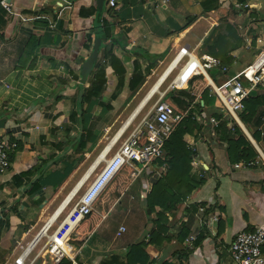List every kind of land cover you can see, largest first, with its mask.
Wrapping results in <instances>:
<instances>
[{
	"label": "crops",
	"instance_id": "1",
	"mask_svg": "<svg viewBox=\"0 0 264 264\" xmlns=\"http://www.w3.org/2000/svg\"><path fill=\"white\" fill-rule=\"evenodd\" d=\"M6 1L10 3V10L0 4V138L15 141L18 148L9 154V169L0 175V264H13L59 202L50 212L45 209H50L67 187V194L74 189L90 171L79 188L85 190L103 168L104 161L94 162L106 143L94 155L104 137L103 134L97 137L96 121L113 113H126L132 105L127 115L141 112L155 96L148 100L149 90L181 48L187 49L193 59L199 58V54L212 56L209 46L222 33H226L229 46L235 45L236 39H241V43L230 51L233 61L226 73L210 69L215 75L212 81L220 84L223 79L243 74L254 56L264 49V0H167L164 6H155V0H115L113 7L106 0L102 8L99 0ZM238 2L248 3L249 7L239 11L235 7ZM103 29L108 37L96 62L104 67L105 85L94 99L88 123L96 139L91 142L86 135L84 148L80 150L76 145L80 125L68 116L76 110L75 104L83 94L80 65L92 49L94 35ZM169 56L160 75L140 96L150 77ZM178 57L173 61L174 67L181 55ZM186 60L184 56L178 66ZM190 61L181 71L185 72L184 77L195 66ZM154 62V67L146 73V66ZM140 75V83L129 91L131 78ZM88 85L85 82L84 87ZM106 105L112 109L105 112ZM111 126L106 124L102 130L107 131ZM184 138L198 145L192 159L199 169L192 170V174L202 182L185 204H180L182 209L175 217L182 218L180 224L167 235L174 238L176 251L167 249V240L146 250L153 260L151 264H229L228 247L234 234L259 225L264 228V169L260 160L250 167H235L242 162L230 164L225 148L214 136L201 139L186 135ZM41 165L44 169L38 171ZM36 179L41 187L29 194ZM55 184L58 187L53 189ZM120 205L119 200L80 249L66 243L68 237L76 234L80 221L72 232L61 236L66 237L64 245L71 247L70 251L64 250V258L72 264H125L131 245L148 241L150 227L147 225L151 223L147 224L142 216L145 211L142 204L128 202L127 211L120 213L124 218L137 213L139 231L110 245L106 240L109 225L119 215L116 211ZM217 206L224 207L223 213ZM219 220L224 222V229L218 234ZM180 225L188 230L182 241L176 238ZM119 226L124 228L121 233L127 231L121 221L115 236ZM199 234L203 238L194 246ZM190 237L194 239L191 241ZM31 256V264L52 263L46 250L35 251Z\"/></svg>",
	"mask_w": 264,
	"mask_h": 264
},
{
	"label": "trees",
	"instance_id": "2",
	"mask_svg": "<svg viewBox=\"0 0 264 264\" xmlns=\"http://www.w3.org/2000/svg\"><path fill=\"white\" fill-rule=\"evenodd\" d=\"M105 2L106 0H101L99 2L98 5H101L100 8H102ZM98 13H101V9ZM107 37V31L105 29H103L101 33L99 32L94 35L92 49L79 68V77L83 80L80 82V89L83 94L81 98L77 100V103L75 102L76 110L70 112L68 118L70 121L76 120L78 125H80L81 133L77 136L78 139L76 143L80 150L84 148L86 135L87 138H90L91 142H94L96 139V136L91 134L88 123L91 119L90 111L94 106V99L98 98L105 85V70L103 66L96 62V58L102 48L103 41H105ZM236 41L238 42H236L235 45L229 46L228 42L230 41L227 40L226 33L216 35L213 39L209 46V51L213 57L219 60L220 66L227 67L228 64L233 61V57L229 53L240 45L241 39H236ZM111 61V66L114 68V60L111 59ZM32 65L33 64L29 65V67H32ZM154 65L155 62L147 65L145 68L146 73H149ZM192 71L187 75L186 88H174L168 91L163 98L172 111L178 116V119L165 140L164 159H157L154 161L155 166L164 165L165 168L163 174L152 184L151 190L145 199V214L147 213L150 215L153 213L155 216L154 219H151L153 228L150 230L149 239L147 242H139L131 245L126 254L125 264H151L153 260H151V256L146 249L153 245L160 246L164 240L169 238V236H167L169 229L166 226V214L174 211L178 204L186 201L196 186L202 182L201 179H196L192 174L190 163L194 153L188 147L184 137L185 135H193L195 130L198 131L200 129V125H198L193 118V114L196 111L201 112L205 107H209V110L213 109L211 108L212 106L220 107L221 103L218 98L210 95V88L203 75L200 73H192ZM216 72H218V70ZM220 73L224 74L221 71ZM209 75L214 81V72H210ZM85 79L87 81H84ZM141 79V75L132 77L128 84L129 91H133L140 83ZM85 82H89L88 87H84ZM258 89L259 90L249 94L243 102V109L237 114L240 122L257 144H259L261 137L256 128L262 123V118L264 117V89ZM200 101L203 102L205 107L200 105ZM84 104H86L85 108H83ZM109 109H112V107L108 105L104 107L105 112ZM78 110H81V112L79 113ZM214 116L219 122L216 130L221 132L222 139L226 144L225 153L229 163L232 165L238 162L246 164L257 160V151L239 125L235 122L234 118L230 114L224 112L214 114ZM260 162L264 169L263 161L260 160ZM135 166L140 167L141 165L135 164ZM140 168L144 170L145 166H141ZM43 169L44 165H41L38 166L37 170L42 171ZM133 173V167L125 165L123 171H120L112 178L95 202L98 210L94 208V205L93 209L80 220L79 225L75 229L76 234L68 237L66 240L67 244L76 245V247L80 249L82 245L88 241L97 227L109 214L112 207L132 185L133 180L136 178ZM33 185H35L34 188L28 190L29 194L37 191V189L41 187L38 183V179L33 182ZM57 187L58 184H55L53 189ZM213 209L214 207L209 208L210 211ZM217 209L223 213L224 207L217 206ZM223 229L224 222L219 220L217 233H221ZM187 234L188 230L186 226L180 225L177 228L176 238L182 241ZM202 238L203 235L199 234L197 240L193 242L194 246H196L197 243L199 244ZM57 264H72V262L67 258H62ZM164 264L168 263L164 262Z\"/></svg>",
	"mask_w": 264,
	"mask_h": 264
},
{
	"label": "built area",
	"instance_id": "3",
	"mask_svg": "<svg viewBox=\"0 0 264 264\" xmlns=\"http://www.w3.org/2000/svg\"><path fill=\"white\" fill-rule=\"evenodd\" d=\"M166 3L167 0H155L154 2L155 6H164ZM0 4L6 10H10V3L6 0H1ZM114 4L115 0H108L109 6L113 7ZM235 7L237 10L242 11L247 9L249 4L238 2L235 4ZM179 55H181V58L179 59L177 65H175V67L168 73L163 83L167 80L170 74L178 68V64L184 56L187 58V60L177 69L176 73L173 75L163 90L160 89V87L163 85L162 83L158 90L149 96L148 100H150L154 95H156V99L148 111L143 116H141L131 131L121 141L120 145L110 156L107 157L108 153L127 131L128 127L134 121L138 113L130 120L129 124L116 141L112 142L114 136L120 128L117 129L113 136L108 138L105 145L103 146L98 157L96 158L97 160L106 149V153L100 158V161H104L103 168L83 191L80 198L74 203L72 207V210L75 209L78 211L80 220L93 209V206L95 205L99 195L112 180V178L118 172H120L122 167L125 165L133 167V175L143 171L140 168L141 166L152 169L156 168L154 161L161 158L164 150L165 140L174 123L178 119V116L172 111L168 103L165 102L163 98L168 91L174 88H185L187 86L188 76L182 77L179 80H177V77L190 61L192 57L191 54L187 52V49L181 48L175 58L161 73L163 74ZM195 68L197 69V72L192 73H200L203 75L208 87L210 88V95L218 98L221 103L222 111L224 113L230 114L234 120H239L237 114L243 109V102L249 96L251 91L257 90V88L264 89V49L260 50L254 56L243 74L234 78L223 79L220 84H215L207 74V69H218L223 73L227 72V67L220 66V62L217 58L207 55H203L200 58H195ZM159 78L160 77H158V79ZM243 83H245L246 86H244ZM128 118L122 123V125L128 120ZM211 121L214 122V125H217V121H214L213 118H211ZM256 130L260 137L264 138V117L262 118V123L258 125ZM187 145L191 150H193V143L187 142ZM16 147L17 145L15 141L7 138H0V175L4 174L9 169V154L12 153ZM255 150L258 153L257 160L246 164H235V167H250L258 163V160L264 161V151L261 150L256 142ZM135 164H139L141 166L137 167ZM194 164L195 160L193 158L191 165ZM198 209L200 211L203 210V208L200 207ZM42 228L36 233L27 246L17 255V257L13 260V264H31L32 259H29L27 262L26 259L29 257L31 253L30 251L34 248V246H36L38 241H40L43 236H46L47 244L49 245L46 253L53 264H57L62 258L65 257V249L57 246L53 239L54 233L47 235L45 234L47 230L46 229L45 232L41 234ZM123 230V226H119L116 233L117 236H119ZM193 239L194 237H190L191 241ZM44 246L40 250H44L46 247ZM263 247L264 228L262 226L259 225L255 226L253 229L241 230L234 234V237L229 244V258L231 259L232 264H264ZM28 248H30V251L29 253H26Z\"/></svg>",
	"mask_w": 264,
	"mask_h": 264
},
{
	"label": "rangeland",
	"instance_id": "4",
	"mask_svg": "<svg viewBox=\"0 0 264 264\" xmlns=\"http://www.w3.org/2000/svg\"><path fill=\"white\" fill-rule=\"evenodd\" d=\"M199 58L202 57L201 54H199L198 56ZM170 60V56L156 69L155 73L150 77V79L148 80L147 84L143 87L142 91H141V95L144 94V92L148 89V87L151 85V83L153 82V80L156 78V76L161 72V70L164 68V66L167 64V62ZM180 66H178L179 68ZM177 68V69H178ZM177 69H175L172 74L167 78V80L163 83V85L161 86V90H163L165 88V86L169 83V81L171 80V78L173 77V75L176 73ZM190 70H193L192 72H197V69L195 68V66L190 69ZM208 73L210 74V72H212V70L210 69H207ZM161 74V73H160ZM159 74V75H160ZM228 75V74H227ZM244 86H246L245 83H243ZM156 99V95L151 99V101L143 108V110L141 112H139L137 114V116L135 117L134 121L131 123V125L128 127L127 131L123 134V136L120 138V140L116 143V145L111 149V151L108 153L107 157L110 156L114 150L120 145L121 141L127 136V134L131 131V129L133 128V126L136 124V122L141 118V116H143L149 109L150 105L154 102V100ZM133 107V105L131 107L128 108V110L125 112H122V113H118V114H111L109 115L107 118L105 119H98L96 121V126L99 128V129H94V131L97 134V137H100V135H104L103 139L100 140L101 145L98 146V148H96V151L94 153V155L101 149V147L103 146V144L106 142V140L108 139V137L110 138V136H113L115 134V132L117 131L118 128L121 127L122 123L124 122L125 119H127L129 117L130 114L127 115V113H129V111L131 110V108ZM213 109H208L207 107L204 108L203 111L201 112H195L193 115V118L196 120V122L198 123V125H200V129L197 131L195 130L194 131V134L193 136H196L197 138H207V137H211L214 136V138L216 139V141H219L221 142V147H226V144L224 142V140L222 139V135H221V132H218L216 130L217 126L219 125V122L218 120L216 119V117L214 116V114H220L222 111V107H213ZM264 111V110H263ZM126 117V118H125ZM125 118V119H124ZM211 118L214 119V121H217V125H214V122L211 121ZM115 122V123H114ZM113 123V125L111 126V124ZM108 124V126H111V127H108V130L107 131H103L102 129L105 127V125ZM95 126V127H96ZM188 136H191V135H188ZM186 137V135H185ZM185 139V138H184ZM188 140V139H186ZM205 142V139L204 141ZM202 142V143H203ZM259 144L261 146V148L264 150V138H260V141H259ZM198 149V145L195 144L194 142V145H193V150L192 152H196L195 150ZM191 150V149H190ZM165 157V151L163 150V154L161 156L160 159H164ZM262 161V160H261ZM263 164H264V161H263ZM192 167V170L193 171H197L199 169L198 165L197 164H194V165H191ZM123 168H121L120 171H123ZM164 168L165 166L164 165H161V166H156L155 169H152V168H145L143 171H141L140 173H135L136 175V178L133 180V183L131 185V187L129 188L128 191H126L122 198L120 199L121 201V205L120 207L117 209L116 212H119L115 218L113 217V222L109 225V232H108V237L106 238L107 243H109L110 245L115 244V243H119V242H122L124 240H126L127 238L130 237V235H132L133 233H138L139 231V228L137 227V218H138V214L135 213V214H132L130 217H127V218H124V216H122V214L120 212H125L127 211V204L128 202H131V201H135V202H138L139 204H142L143 207H144V204H145V199H146V196L147 194L150 192L151 190V186L152 184L157 180V178L163 174L164 172ZM119 173V172H118ZM117 173V174H118ZM68 188L67 187L60 195L59 198L56 199V202L55 204H53L51 206V208L49 209L48 207L45 209V211L48 209L49 212L51 211V209L56 205V203H58V205L61 203V201L63 200V198L65 197L64 194L66 193L67 194V191H68ZM83 190L84 188H81L80 190H78V192L75 194V196L73 197V199L70 201V203L67 205V207L64 209V211L58 216L57 220L53 223V225L49 228V230L47 231V235H50L54 232V230L57 228V226L59 225V223L63 220V218L66 216V214L72 209L74 203L80 198V196L82 195L83 193ZM64 196V197H63ZM130 196H132L133 198H130ZM60 200V201H59ZM187 200V199H186ZM28 201V200H27ZM119 202V201H118ZM185 202V201H184ZM183 202V203H184ZM181 204V203H180ZM180 204L177 205L176 209L174 211H171V212H168L166 214V217H167V228L170 230L171 228H174L176 225L180 224L179 221H181L182 218H180V220H176L175 217L180 213L179 211H181L182 207H179ZM185 204V203H184ZM57 205V206H58ZM94 208L96 210H98V207H97V204H95ZM43 209V210H44ZM42 210L41 214L44 212ZM55 210V209H54ZM48 212V213H49ZM142 212V211H141ZM144 212V211H143ZM53 213V211H52ZM51 213V214H52ZM50 214V215H51ZM145 214V212L143 213ZM145 217V221H147L146 223L149 224L147 226H149L150 228L148 229V235L150 233V230L153 228V223L151 221V219H154L155 216L154 214H147L146 215H143ZM49 215V216H50ZM31 216V215H30ZM181 217V216H180ZM179 218V217H178ZM123 222L127 228V231H125L124 233H121V235L119 236H115L114 233H115V230L118 226V224L120 222ZM178 222V223H177ZM25 224V223H24ZM30 224V223H29ZM142 226V225H140ZM170 226V227H169ZM138 228V229H137ZM142 227H140L141 229ZM41 229V228H40ZM143 230V228L141 229ZM25 231V229H24ZM172 232V231H171ZM170 233V232H169ZM141 235V234H140ZM170 239V240H168ZM167 239V241H165L167 244H165V246L167 247V249L171 252H173V250L175 249L176 251V248L177 245L172 242V241H175L173 237H169ZM164 242V241H163ZM162 242V243H163ZM64 243V242H63ZM46 247H45V246ZM162 245V244H161ZM43 246L45 247L44 250H47L49 245L47 244V239H46V236H43L41 238V240L39 241V243L36 244V246H34V249L35 251H39L40 249L43 248ZM33 249V250H34ZM168 250H166L165 252H167ZM34 251V252H35ZM32 252L29 257L26 259V262L32 257L31 255H33ZM228 262L229 264H232V261L231 259L229 258L228 259Z\"/></svg>",
	"mask_w": 264,
	"mask_h": 264
},
{
	"label": "bare ground",
	"instance_id": "5",
	"mask_svg": "<svg viewBox=\"0 0 264 264\" xmlns=\"http://www.w3.org/2000/svg\"><path fill=\"white\" fill-rule=\"evenodd\" d=\"M179 58V57H178ZM191 61H194L195 64V59L191 58ZM190 61V62H191ZM176 64V63H175ZM189 65V64H188ZM186 65V66H188ZM174 67V62L168 67V69L164 72V74L158 79V81L152 86V88L150 89V95L153 94L154 92H156L158 90V88L160 87V85L163 83V81L165 80L164 77L166 76V74ZM184 70V68H183ZM182 70V71H183ZM185 73V72H184ZM183 72H180V74L177 77V80H179L180 78L184 77ZM164 79V80H163ZM148 94V95H149ZM149 95V96H150ZM148 96V97H149ZM144 103V102H143ZM142 103V104H143ZM138 112H133L130 117L128 118V120L122 125V127H120V129L118 130V132L116 133V135L113 138V141H116L117 138L120 136V134L123 132V130L127 127V125L129 124L130 120L137 114ZM106 153V149L104 150V152L101 154V156L95 161V163H97L100 158ZM90 173V171H88L82 178L81 180L75 185L74 189H72L62 200V202L55 208V210L53 211V213L49 216V218L47 219L46 222H48V226H47V230L53 225V223L57 220L58 216L64 211V208L67 207V205L70 203V201L73 199V197L75 196V194L78 192L81 184L83 185L84 180L86 179V175L88 176ZM80 220V215L78 213V211H76L75 209H71L66 216L63 218V220L59 223L58 227L54 230V234H53V239L56 243L57 246H60L62 248H64L66 251H70L71 247L69 246H65L63 243V240L66 237H61V236H66L68 235L70 232H72V230L75 228L76 224L79 222ZM59 229V230H58ZM58 230V231H57ZM60 235V236H59ZM30 248L27 249L26 253H29Z\"/></svg>",
	"mask_w": 264,
	"mask_h": 264
},
{
	"label": "water",
	"instance_id": "6",
	"mask_svg": "<svg viewBox=\"0 0 264 264\" xmlns=\"http://www.w3.org/2000/svg\"><path fill=\"white\" fill-rule=\"evenodd\" d=\"M101 0H99L100 2ZM99 16V15H98ZM83 73V72H82ZM82 78L84 79V76L82 75ZM79 100V99H78ZM79 112V110H78ZM80 113V112H79ZM235 122L239 125V127L241 128V130L243 131V133L245 134V136L248 138V140L251 142V144L253 145V147L255 148V141L253 140V138L251 137V135L249 134V132L246 130V128L243 126V124L240 122V120H235ZM48 226V222H46L42 228L41 234L43 232H45V230L47 229Z\"/></svg>",
	"mask_w": 264,
	"mask_h": 264
}]
</instances>
